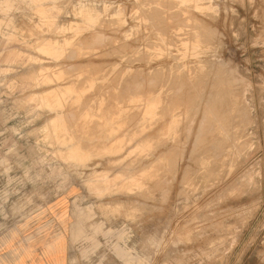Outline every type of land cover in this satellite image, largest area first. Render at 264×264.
<instances>
[{
  "label": "rangeland",
  "instance_id": "1",
  "mask_svg": "<svg viewBox=\"0 0 264 264\" xmlns=\"http://www.w3.org/2000/svg\"><path fill=\"white\" fill-rule=\"evenodd\" d=\"M0 264H264V0H0Z\"/></svg>",
  "mask_w": 264,
  "mask_h": 264
},
{
  "label": "bare ground",
  "instance_id": "2",
  "mask_svg": "<svg viewBox=\"0 0 264 264\" xmlns=\"http://www.w3.org/2000/svg\"><path fill=\"white\" fill-rule=\"evenodd\" d=\"M134 4V3H133ZM123 5V4H122ZM136 5V4H135ZM165 6V5H164ZM172 7V6H171ZM153 10V9H152ZM127 11V10H126ZM156 11H158V10H156ZM156 11H154V12H156ZM160 11V10H159ZM179 12V11H178ZM151 13V12H150ZM159 14V13H158ZM157 14V15H158ZM178 14V13H177ZM156 15V14H155ZM152 16V15H151ZM178 16H179V14H178ZM181 16V15H180ZM156 17V16H155ZM158 17V16H157ZM153 19V18H152ZM159 19V18H158ZM173 19V18H172ZM162 20V19H161ZM27 22V21H26ZM155 22H157V21H155ZM163 22V21H162ZM101 24V23H100ZM185 24V23H184ZM108 25V24H107ZM197 25V24H196ZM99 27V26H98ZM167 28V27H166ZM113 30V29H112ZM115 38V37H114ZM174 39V38H173ZM206 40V39H205ZM139 41V40H138ZM93 42V41H92ZM98 47V46H97ZM130 48V47H129ZM45 49V48H44ZM47 50V49H46ZM73 52V51H72ZM75 52V51H74ZM69 53H71V52H69ZM72 54V53H71ZM72 57V56H71ZM94 57V56H93ZM171 57V56H170ZM68 58V57H67ZM70 58V57H69ZM166 59V58H165ZM126 60V59H125ZM137 60V59H136ZM140 60V59H139ZM180 66V65H179ZM143 70V69H142ZM37 72V71H36ZM120 72V71H119ZM138 72V71H137ZM141 72V71H140ZM143 73V72H142ZM139 75H140V73H139ZM161 75V74H160ZM183 75V74H182ZM155 77V76H154ZM176 77V76H175ZM125 78V77H124ZM134 78V77H133ZM141 78V77H140ZM114 80V79H113ZM132 80V79H131ZM128 81V80H127ZM135 81V80H134ZM140 81H141V79H140ZM144 81V80H143ZM182 81V80H181ZM185 82V81H184ZM127 83V82H126ZM135 83H137V81H135ZM142 83V82H141ZM138 84V83H137ZM130 85V84H129ZM182 85H184V84H182ZM184 87V86H183ZM72 88V87H71ZM129 88V87H128ZM192 88V87H191ZM123 89V88H122ZM178 89V88H177ZM183 89V88H182ZM126 90H127V88H126ZM124 91V90H123ZM180 92V91H179ZM188 92V91H187ZM189 93V92H188ZM50 94H53L52 92L50 93ZM55 94V93H54ZM188 95V94H187ZM207 95V94H206ZM159 96V95H158ZM209 98V97H208ZM152 99V98H151ZM219 99V98H218ZM209 101V100H208ZM222 101V100H221ZM222 103V102H221ZM217 107V106H216ZM218 107H220V106H218ZM166 108V107H165ZM171 108V107H170ZM150 109V108H149ZM169 109V108H168ZM219 109V108H218ZM214 110V109H213ZM220 110V109H219ZM170 111H171V109H170ZM227 112V111H226ZM59 116V115H58ZM217 116V115H216ZM230 119V118H229ZM63 120V119H62ZM218 120V119H217ZM52 124H51V126L49 127V129H52V131H57L56 130V128H57V126H56V123H54V122H51ZM58 124H59V122H58ZM216 128V127H215ZM218 129V128H217ZM59 130V129H58ZM218 133V132H217ZM48 134V133H47ZM121 134V133H120ZM53 135V134H52ZM47 136V135H46ZM45 136V137H46ZM135 136V135H134ZM48 137V136H47ZM52 137V136H51ZM125 137V136H124ZM218 137V136H217ZM209 139V138H208ZM226 140V139H225ZM224 140V141H225ZM230 140V139H229ZM146 143V142H145ZM213 143H215V141L213 142ZM221 144V143H220ZM239 144V143H238ZM77 146V145H76ZM76 146H75V148H73L74 150L73 151H75V152H73V155H75L76 157H79V158H81V156H82V154L79 152V149H78V147L76 148ZM210 146H211V143H210ZM218 147V146H217ZM72 150V149H71ZM51 151V150H50ZM62 153V152H61ZM70 152H68V154H69ZM72 153V152H71ZM70 153V154H71ZM150 154V153H149ZM127 162H129V161H127ZM132 162V161H131ZM142 165V164H141ZM140 165V166H141ZM126 166V165H125ZM134 172V171H133ZM130 175V174H129Z\"/></svg>",
  "mask_w": 264,
  "mask_h": 264
}]
</instances>
